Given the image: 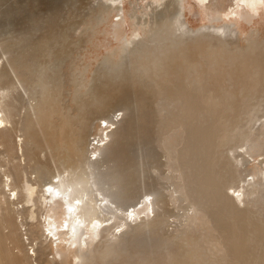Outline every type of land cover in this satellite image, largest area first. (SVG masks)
I'll return each instance as SVG.
<instances>
[{
  "label": "bare ground",
  "instance_id": "bare-ground-1",
  "mask_svg": "<svg viewBox=\"0 0 264 264\" xmlns=\"http://www.w3.org/2000/svg\"><path fill=\"white\" fill-rule=\"evenodd\" d=\"M37 1L0 0V145L10 156L0 167V264H59L47 240L68 247L73 264H264V217L248 199L261 179L237 185L248 161L233 165L225 150L258 112L263 44H249L258 56L213 49L204 31L177 33L176 0H159L131 14L156 44L136 38L85 85L68 30L95 0H68L65 15L29 12ZM119 2L97 0L100 21ZM33 200L29 216L12 206ZM171 202L187 211L170 231Z\"/></svg>",
  "mask_w": 264,
  "mask_h": 264
},
{
  "label": "rangeland",
  "instance_id": "rangeland-1",
  "mask_svg": "<svg viewBox=\"0 0 264 264\" xmlns=\"http://www.w3.org/2000/svg\"><path fill=\"white\" fill-rule=\"evenodd\" d=\"M67 1L68 0H38L33 8L28 9L29 12L35 11L40 13L60 8L61 14L65 15L69 12L68 5L70 4H68ZM122 1L123 2L118 3L121 5V8L112 11L109 16L106 15V19L102 21H100L101 18L97 17V0L90 2L85 9L83 8L81 11L79 7L77 11H80V17H77V19L80 20L82 18L83 21L81 24H74L70 27V30H68V37L70 39L80 41V46L75 55L76 61L80 59L76 62V68L78 67V70H83L87 67L85 85L91 82L95 71L106 57L111 56L115 62L119 61L121 56L126 53L128 46L133 45L136 38L141 37L146 43L156 44L155 36L157 33L153 34L152 32L144 31L142 27L139 28L135 24L131 14L135 7H137L136 10L139 14L152 11L156 1L159 0ZM257 1L259 6L253 8L252 4L241 0H210L207 2H202L201 0H176V3H174L178 6V9L174 12V15L176 16V13L178 12L176 16L179 22L177 33H182L184 36L190 37L198 34L200 31H204L210 36V47L213 49H223L229 55L234 54L233 52H235L236 49H240L244 54L249 53L258 56L256 50H249V44L251 41L263 44L264 46V0ZM2 19V16H0V30H2L5 25ZM73 20H75V17H69L67 19V21ZM67 21H62L60 23L61 29L64 28ZM40 36L44 38V29L40 32ZM220 44L222 47H219ZM73 45L74 44L71 46ZM29 77L31 76L27 74L25 78L29 79ZM262 86L264 85L259 84L256 89L257 95L260 93L262 94V97L259 99L260 104L257 105L258 112L251 114L248 121L242 126L241 132L237 129L238 140L233 144L228 145L225 149L231 157V164L236 165L242 159L248 161L246 164L241 165L242 171L236 173L239 178H241V181H239L237 185H248V181H252V177H254V180L261 179L259 180L258 191L248 198L250 203L255 206V210L261 212L254 213L257 217H264V207L262 206V203H264V189L261 191L262 184H264V180H262V178L264 179V91L261 90ZM67 91H74L73 83L71 81L68 83ZM70 95L71 94H67L69 98L68 100L72 99L69 97ZM257 99L258 98L255 100ZM68 100L66 103L69 107L75 106L73 101L68 102ZM121 112L122 110L120 108L115 109V113H117L119 117ZM90 137L93 138L94 136L90 135ZM154 148L156 161L163 164L166 161V157L161 154V148L157 146ZM12 152L14 155L16 154L15 148L13 147ZM7 155V153H3L0 145V167H3L2 165L6 163L9 156ZM164 168L167 167L165 166ZM255 175H257V178ZM2 178L3 174L0 171V180ZM6 189H8V187ZM233 189L234 188H232L231 191ZM39 190H41V188H39ZM39 192L41 193V191L34 192V195L37 198L41 196V194H38ZM11 194L10 200L13 201L15 196L12 192ZM45 202H47V200ZM12 204L15 205H12L15 210L18 205H20L19 207H21V205L24 207L26 206L25 208L28 216L31 213V209L39 210V208H37L39 206H36L34 200L25 205L23 201L18 204ZM170 208L172 209L170 215L168 213L170 226L168 225L167 228L171 231L176 228L178 223H180L179 217L180 215L182 216L185 214L187 207L182 206L180 208L178 204L171 202ZM247 213L252 212L248 209ZM36 214L37 219L44 222L46 219L45 213ZM26 228L28 229V226H26ZM21 229L23 230L22 237L24 238L26 248L28 249L29 254H33L32 244H29V239L27 240L26 237L29 236L31 230L35 231L36 227L30 226L29 234H25V232L28 231L27 229L26 231H24V228ZM46 230L47 227L44 226V231L48 232ZM47 243L49 247L46 250V254L49 259H52L53 256H55L58 258V261L62 259L59 264H70V262L73 264L72 256H68L72 255L68 254V252L70 253L68 247H66V249H64V247H60L61 249L57 248L56 243H53L50 240H47ZM47 262L45 264H47Z\"/></svg>",
  "mask_w": 264,
  "mask_h": 264
}]
</instances>
